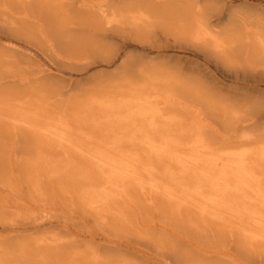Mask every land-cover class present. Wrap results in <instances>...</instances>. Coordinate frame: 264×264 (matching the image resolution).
Instances as JSON below:
<instances>
[{"label":"bare ground","instance_id":"bare-ground-1","mask_svg":"<svg viewBox=\"0 0 264 264\" xmlns=\"http://www.w3.org/2000/svg\"><path fill=\"white\" fill-rule=\"evenodd\" d=\"M254 1L0 0L5 47L42 62L0 58V264H264ZM92 59L119 69L54 104Z\"/></svg>","mask_w":264,"mask_h":264},{"label":"rangeland","instance_id":"rangeland-1","mask_svg":"<svg viewBox=\"0 0 264 264\" xmlns=\"http://www.w3.org/2000/svg\"><path fill=\"white\" fill-rule=\"evenodd\" d=\"M252 1L256 4L258 2V1H254V0H252ZM1 35L2 34L0 33V58H6L5 54H7V55L12 54V55H15L16 57H21L22 62L19 65L20 69H24L27 64H30L32 66H33V64L35 66L42 65V62H39V61L29 57L27 54L28 51H26L25 48H23V51H26L25 54L23 52H12L11 50H9L7 47H5L6 41H5V38H1ZM21 46L24 47L23 44ZM138 52L139 51L134 50L130 54L137 56V55H139ZM196 59H198V61L195 62V67H196L195 70L197 72L196 76L201 78L203 81H208V79H212L213 75L214 76L217 75L220 78L222 76H224L223 73L221 72V70L216 68L213 64H210V65L204 64L205 60H203V58H201V57H196ZM91 61H93V62L90 63V65H89L91 67L90 69L84 68V69L75 71V72H78L79 74H76V76L73 77V84H72L73 88L69 92L64 93L61 96L54 97L52 99L54 104L67 103V101H69V100L73 101L75 99H80L81 97H84L86 93L88 94V92H91L93 90H97L99 88L100 83H103L102 78L112 77L114 75V73H116L119 69L116 65L112 66V67H108V68H106L104 66H100L99 64H100V62H102L101 59H92ZM207 65L209 66V68ZM209 70L211 71V74L210 73L208 74ZM13 76L10 78L9 81H7L4 84L5 89H8V90L18 89V88L21 89L20 84H23V82H21V81L15 82V76L14 77ZM44 81H45L44 84L47 85V87H50L49 85H52L54 82H57V81H60V83L62 85H65V84L70 85V82H66V80L65 81L58 80L57 78H47ZM142 229H144V228H142V226H140V224H138L137 222L132 223L130 226L124 225L123 228L119 229V234L124 236L120 240H122V242L127 243V245L129 247H131V249L133 248L135 251H137V249L141 245L139 242V240H140L139 237H140ZM101 236H102V233L100 232V235L96 238V240H98V239L102 240ZM136 260L144 262L142 259H139V258ZM135 262H137V261H135ZM147 263L148 262H144V264H147Z\"/></svg>","mask_w":264,"mask_h":264}]
</instances>
